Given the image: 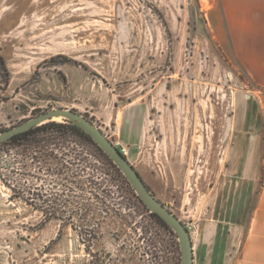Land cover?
Returning a JSON list of instances; mask_svg holds the SVG:
<instances>
[{
  "label": "rangeland",
  "instance_id": "obj_1",
  "mask_svg": "<svg viewBox=\"0 0 264 264\" xmlns=\"http://www.w3.org/2000/svg\"><path fill=\"white\" fill-rule=\"evenodd\" d=\"M212 4L0 0V132L54 108L83 114L197 238L231 133L264 125V91L217 44ZM12 153L0 170L28 202L0 180V264H181L176 234L131 194L104 212Z\"/></svg>",
  "mask_w": 264,
  "mask_h": 264
},
{
  "label": "crops",
  "instance_id": "obj_2",
  "mask_svg": "<svg viewBox=\"0 0 264 264\" xmlns=\"http://www.w3.org/2000/svg\"><path fill=\"white\" fill-rule=\"evenodd\" d=\"M207 18L222 51L264 91V0H213ZM255 127L248 120L231 133L197 238L190 232L193 264H264V125Z\"/></svg>",
  "mask_w": 264,
  "mask_h": 264
},
{
  "label": "trees",
  "instance_id": "obj_3",
  "mask_svg": "<svg viewBox=\"0 0 264 264\" xmlns=\"http://www.w3.org/2000/svg\"><path fill=\"white\" fill-rule=\"evenodd\" d=\"M117 148L121 152V148L119 146ZM10 151L14 156L21 157L19 161L23 167H26L28 162L37 171L44 169L48 174L56 175L58 185L67 188L70 184L80 191L87 189L90 196L101 204L100 210L104 212L116 211L114 207L106 204V200L113 198L112 194L115 191L131 194L146 208L111 159L87 133L67 119L49 120L6 141H1L0 154L3 152L7 155ZM121 154L124 155L122 152ZM0 180L12 191L11 197L28 202L23 190L16 192L1 170ZM114 187L116 188L113 189ZM19 189L23 188L19 187ZM74 197L78 198L77 203H81L84 199L82 194ZM57 201L65 205L68 199L60 200L56 197L52 203L57 205L59 203ZM79 209L86 212L89 210L88 207L81 206ZM149 215L158 224L171 231V228L155 213L150 212Z\"/></svg>",
  "mask_w": 264,
  "mask_h": 264
},
{
  "label": "water",
  "instance_id": "obj_4",
  "mask_svg": "<svg viewBox=\"0 0 264 264\" xmlns=\"http://www.w3.org/2000/svg\"><path fill=\"white\" fill-rule=\"evenodd\" d=\"M56 117H62L73 122L92 138L125 176L148 211L159 216L176 234L180 248L181 264H193V247L188 227L151 192L139 172L129 162L126 156L122 155L102 130L83 114L66 108L47 110L9 129L1 131L0 142L6 141L18 133L24 132L46 121L53 120Z\"/></svg>",
  "mask_w": 264,
  "mask_h": 264
},
{
  "label": "built area",
  "instance_id": "obj_5",
  "mask_svg": "<svg viewBox=\"0 0 264 264\" xmlns=\"http://www.w3.org/2000/svg\"><path fill=\"white\" fill-rule=\"evenodd\" d=\"M113 143V142H112ZM116 147L117 146H119V142L117 141V142H115V143H113ZM120 148H121V152L126 156V154H127V151H126V149L123 147H121V146H119Z\"/></svg>",
  "mask_w": 264,
  "mask_h": 264
},
{
  "label": "bare ground",
  "instance_id": "obj_6",
  "mask_svg": "<svg viewBox=\"0 0 264 264\" xmlns=\"http://www.w3.org/2000/svg\"><path fill=\"white\" fill-rule=\"evenodd\" d=\"M56 118H60V117H56Z\"/></svg>",
  "mask_w": 264,
  "mask_h": 264
}]
</instances>
